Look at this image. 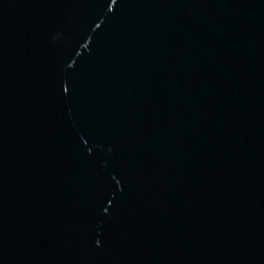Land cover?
<instances>
[{
    "label": "water",
    "instance_id": "95a60500",
    "mask_svg": "<svg viewBox=\"0 0 264 264\" xmlns=\"http://www.w3.org/2000/svg\"><path fill=\"white\" fill-rule=\"evenodd\" d=\"M0 264H264V0H0Z\"/></svg>",
    "mask_w": 264,
    "mask_h": 264
}]
</instances>
